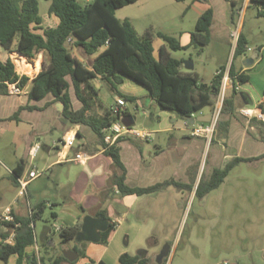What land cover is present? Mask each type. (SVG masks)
Here are the masks:
<instances>
[{"label": "crops", "instance_id": "crops-1", "mask_svg": "<svg viewBox=\"0 0 264 264\" xmlns=\"http://www.w3.org/2000/svg\"><path fill=\"white\" fill-rule=\"evenodd\" d=\"M201 1L207 2L208 0H192V4ZM237 2V0H212V5L209 8L213 9L214 14L210 26V40L215 35L219 38L224 35L227 43L230 44L233 25L237 24L241 31V26L235 20L234 5ZM244 2L247 4L251 0H244ZM49 15L57 18L53 14L49 13ZM56 21L57 25L59 19ZM176 31L184 32L178 27ZM168 34H174V32L168 31ZM247 48L250 50L248 42ZM260 50L262 53L260 61L247 57L236 66V71L249 74L251 69L263 63L264 52L262 49ZM234 51L235 47L232 49V55ZM12 53L8 52V55L4 59L0 58V60L6 61ZM75 54L83 59L78 53ZM33 65L35 68L40 67L42 60L40 62L36 60ZM184 68L195 70L194 65L191 68V63L186 60L184 61ZM36 71L38 73L39 69ZM20 74L23 75L21 72ZM34 76H31V79ZM249 76V81L239 83L237 90L228 89L227 97L233 101L234 113H226L221 117L223 120L229 121L228 132L218 131L212 142L191 136L188 124H186V121L189 122L188 117H182L180 123L177 122V119L171 118V110L161 108L150 96V90L147 87L144 86V90L139 93L124 90V83L121 85L122 89L118 88L123 94L137 97L131 103L134 104L136 111H141L143 116L141 127L136 126L138 117L130 110L128 106L130 101L125 99L126 109L124 112L127 114L122 115L121 121L132 128L146 132L144 137L126 134L119 137L116 142L120 159L125 167V182L131 187H149L163 184L159 189L143 194H123L120 192L113 183V176L115 173H121V170L115 165L112 156L99 143L98 135L89 125L64 122L62 110L57 106L58 102L47 105L53 100L51 95L41 101H29L27 96L29 84L21 88L20 93L9 91L5 94L0 92V142L2 148L8 150L7 156L0 153V184L6 183L4 186L0 185V202L1 204L4 202L0 206V218L4 219L3 217L7 214H11L13 217L15 215L19 217L29 216L32 209H36L42 203L45 205L44 209L46 206L53 207L55 204H60L61 210L59 212L52 211V216L56 221L58 219L64 221V224L60 225L63 228L83 224L84 217L88 214L98 217L96 216L98 212L106 211L112 222L116 224V229L107 244L97 242L98 244L89 246L87 251L94 258L91 264H98L99 262L120 264L119 258L121 254L126 252L125 249L121 248L120 242L124 239L127 242H133L139 229L144 227V223L136 217V215L141 214L142 204L145 203L149 206L143 213L148 212L147 214H149L151 212L152 214L159 203L158 199L164 196V210L179 211L181 208L185 209L188 201L197 196L196 187L200 179L202 177L208 179L215 169L225 168L227 162L234 157L254 158L251 161H243L244 163L263 161L264 125L258 122L260 119L257 117H255L257 122H252L253 117L248 118L239 113V109L244 106L264 111V72H261L259 80L256 82H253L254 78L251 75ZM72 93L74 106L79 108L81 103L76 99L73 89ZM118 96L120 95H117L114 100ZM28 104L34 105L36 108H28ZM154 104L159 105L161 112L153 113L152 106ZM213 105H211L210 112L200 111L192 116L211 114ZM110 107H106L100 97L90 115L102 118ZM165 111H169L171 122H166L164 119L163 113ZM56 131L61 133V137L49 139V132ZM72 136H75L74 145L72 147L66 146L65 139ZM45 140H48L49 144ZM36 143L40 144V148L33 157L31 149ZM78 151L89 154L86 162L81 163L73 160ZM260 156L263 157L259 158ZM1 157L9 163L7 164ZM21 164L24 167L21 172L22 178L28 179L31 170H36L39 173L36 178L29 181L24 192L21 190L20 183L14 178V169ZM231 170L219 187L200 197L206 201L212 193H217L218 197L214 199L218 203L217 208L221 211L232 210L228 218L229 225H234L241 220L246 224V221L250 220V216L246 213L248 209L242 205L248 201L261 202L264 199V189L235 187L231 182L233 179ZM229 183L231 185H228ZM187 194L190 195L188 199L185 198ZM48 196H51L52 199H49ZM236 209L240 211V214L235 215ZM235 216H238V219ZM2 230L6 231V227L3 226ZM34 233L36 243L28 248L31 253L34 250H39V236L44 247L47 246L51 228L45 226L38 236L35 223ZM5 241L13 244L15 242L14 232ZM166 248H168V253L160 259L158 258L161 263L172 251L171 245ZM256 250H248L242 252L243 254L234 253L235 259L232 263L264 264V247L258 249L260 254L254 256L253 252L256 253ZM141 253L152 258L149 252L143 249ZM12 257H15V262L18 264V256L12 255L10 259ZM10 259L8 262L0 259V264H9ZM255 259H259L260 263ZM23 264L29 263L25 260ZM79 264L90 263L85 257L83 260H79Z\"/></svg>", "mask_w": 264, "mask_h": 264}, {"label": "trees", "instance_id": "trees-1", "mask_svg": "<svg viewBox=\"0 0 264 264\" xmlns=\"http://www.w3.org/2000/svg\"><path fill=\"white\" fill-rule=\"evenodd\" d=\"M47 1H50L49 13L59 19L56 26H45L44 18L40 14L39 0H0V48L8 52L16 51L14 56L25 58H32L36 53L43 51L47 60L32 79L26 74L18 75L12 59L0 60V92L9 93L10 84L17 83L19 88L29 84V101H41L51 95L53 100L47 105L62 103L61 114L64 122L89 125L98 135L99 143L121 170V173H115L113 176V183L121 193L143 194L159 189L163 184L149 187H131L126 184L125 167L120 159L117 144L108 147L105 143V129L116 121L118 116H114L111 108L102 118L90 115L100 100V89L93 81L98 78L107 81L117 95L132 102L137 99L136 96L123 94L118 89L123 82L122 76H127L147 87L150 96L161 108L189 118L200 112L205 105L214 104L221 87V74L216 73L210 83L201 80L198 72L184 68L183 58L171 56L165 45L160 47V57L156 58L152 33L148 31L140 35L129 19L121 20L116 15L117 9L139 0H88L84 5L80 0ZM251 2L261 7L264 5V0ZM213 14V9L208 8L198 18L188 44H183L177 37L160 31L157 35L173 50L206 45L211 37ZM258 15L264 16V10H259ZM75 48L83 59L74 53ZM246 49L247 39L240 32L234 58L242 55ZM89 59L93 60L92 66L89 65ZM230 74L233 76L234 89L239 83L250 79L249 74L236 71L233 63L230 65ZM72 89L81 103L79 108L74 106ZM232 102L229 97L225 99L222 116L234 113ZM27 107L36 108L30 104ZM251 121L257 122V118L253 117ZM258 122L264 125L263 120ZM228 124V120L220 118L216 134L218 131L227 133ZM253 159L234 157L227 162L225 168L215 169L208 179L202 177L196 187V195L204 196L219 187L232 168L240 162ZM23 168L21 164L14 169L15 181L19 182ZM44 206V203L39 204L36 209H32L29 216L15 215L12 221L0 218V259L8 262L12 255H17L18 264H23L25 260L29 264H79L80 258L85 255L83 251H79V257L75 261L68 260L64 254L49 257L47 260L28 251V248L36 243L35 221L41 217ZM96 216L109 220L108 228L101 233L102 238L99 241L101 244H107L116 224L106 211L98 212ZM3 226L6 231L2 230ZM81 228L82 224H77L65 226L59 231L64 240H70L76 238ZM12 232L15 234L13 244L5 241ZM119 261L120 264H156L142 253L124 252Z\"/></svg>", "mask_w": 264, "mask_h": 264}, {"label": "rangeland", "instance_id": "rangeland-1", "mask_svg": "<svg viewBox=\"0 0 264 264\" xmlns=\"http://www.w3.org/2000/svg\"><path fill=\"white\" fill-rule=\"evenodd\" d=\"M237 1V4L234 5L235 20L241 26V31L247 38L250 50L247 48L242 55L236 58H234V54L232 55V49L234 48L232 41H230V44L227 43L224 35L221 38L215 35L206 45H193L184 50L171 49L167 42L157 35L159 31L166 34H168V31H173L174 34L170 35L177 37L181 43H190L191 32L195 30L198 18L212 5V0L194 4H192V0H139L117 9L116 15L121 20L127 18L131 20L140 35L148 31L152 33L156 58L160 57V47L165 45L171 56L183 58L193 63L200 79L210 83L215 76L216 70L223 67V65L229 67L233 63L236 68L247 57L260 61L262 56L260 49L264 52V16L258 15L260 9L264 10V5L261 7V5L254 2L246 4L244 0ZM80 2L84 5L87 0H80ZM49 6L50 1L39 0L40 14L45 19V26L47 27L56 25V19L58 20V18L55 19L49 15ZM177 27L181 30L183 29L184 32H177ZM238 28L237 24L233 25V30ZM73 51L78 53L76 48ZM13 53L9 58L14 63L16 62L18 71L20 70L21 73L28 75L30 78L37 73L36 69L40 71L44 64L47 63L43 51L36 53L32 58L26 56L27 59L24 57L27 59L26 62L29 63L23 62V65L20 64L21 59L18 61ZM7 55L8 52L0 48V58L4 59ZM228 56L229 59H227ZM36 60H42V65L38 68L33 65ZM261 72H264V62L250 70L249 75L254 78L253 82L259 80ZM122 79L123 82L118 88L122 89L121 85L124 83V90L136 93L144 90L143 85L129 77L122 76ZM93 83L101 91L100 97L103 104L106 107H110L111 103L115 102L114 99L117 93L103 79H95ZM141 99L143 98L141 97ZM128 106L132 113L138 117L135 125L141 127L143 120L141 111H136L134 104L131 102L128 103ZM211 107V104H207L201 111L210 112ZM160 110L159 105L154 104L152 106L153 113L161 112ZM169 114V111L163 113L166 122H171ZM171 114V118L177 119L178 123L182 121V116L178 113L171 111ZM216 136L217 134L214 137ZM48 137L49 139L52 137L58 139L61 137V133L58 131L49 132ZM45 141L49 144L48 140ZM0 153L5 156L8 155V150L2 148L1 142ZM2 159L7 164L9 163L6 159ZM259 161L256 163L242 162L234 167L231 170V177L233 178L231 182L233 185L240 188L264 189V159ZM5 184L3 182L0 185L4 186ZM228 185L231 184L229 183ZM216 194L215 192L212 193L206 201H203L200 196H194L188 201L186 208H181L179 211L164 210V196L158 199L159 203L156 210L154 208V213L152 211V214L151 212L149 214H147L148 212L143 213L149 206L145 203L142 204L141 214L136 215V217L144 223V227L139 229L133 242H127L126 239L121 241V248L131 254H139L143 249L149 252L152 257L151 260L156 264H223L224 262L233 264L234 253L243 254L242 252L257 249L258 253L253 252L254 256L260 254L258 249L264 247V199L261 202L248 201L242 205L248 209L245 210L250 216V220H247L246 224L241 220V222L239 221L234 225H229L228 218L232 210H219L217 208L218 203L214 200L218 197ZM189 196L187 194L185 198L188 199ZM48 198L52 199L51 196H48ZM3 203L1 204L0 202V206ZM60 207V204H55L53 207L46 206L41 217L35 221L38 236L45 226L51 228V235L47 240L46 247H44L39 236V250H34L35 255L49 260V257L63 255L66 249H74L77 252L83 251L85 253L80 260L87 257V261L90 264L93 263V255L87 251V248L98 243L77 238L64 240L60 231L56 229L58 225H63L64 221L60 219L56 221L52 216V211L59 212L61 210ZM234 213L237 215L238 213L240 214V211L236 209ZM235 218L238 219V216H235ZM168 245L172 246V251L161 263L158 258ZM15 260V257H12L9 264H16ZM255 261L260 263L259 259H255Z\"/></svg>", "mask_w": 264, "mask_h": 264}, {"label": "built area", "instance_id": "built-area-1", "mask_svg": "<svg viewBox=\"0 0 264 264\" xmlns=\"http://www.w3.org/2000/svg\"><path fill=\"white\" fill-rule=\"evenodd\" d=\"M240 32L241 31L239 28L231 31V40L234 47H236L237 45ZM14 64L16 65V71L18 75L21 76L20 72L17 69L16 62ZM216 73L221 74L222 76L221 87L218 95L215 98L210 120L207 122L198 121L195 124H190L188 121H186V124H188L189 127V134L191 136L203 138L208 142H212L214 136L217 133L218 122L221 118V113L223 106L225 104V99L227 98V91L229 88H233V76H231L230 74V65L229 67L219 68ZM237 87L238 85L235 87V90H237ZM9 91L11 93H20L21 88L18 87L17 83H11ZM110 108L114 116H118V119L105 129L106 132L105 143L107 144L108 147L115 144L119 137L126 134H132L135 136H143V137L146 136V132H144L143 130L132 128L121 121L123 112L126 109V100L124 97L118 96ZM239 113L248 118L257 117L258 119L264 121V111L260 109L255 110L253 108L244 106L239 109ZM74 143H75V136L65 139L66 146L72 147ZM38 148H40L39 143H36L32 147L31 155L33 157L35 156V153L38 150ZM88 158H89V154L87 152L78 151L75 153L73 160L84 163L87 161ZM38 174H39L38 171L31 170L29 172L28 179L22 177L18 179L22 192H24V190L26 189L29 181L31 179L36 178ZM31 214L32 211L30 212V215ZM3 218L4 220H10V221L14 220V217L11 214H7ZM56 229L61 230V226L58 225ZM223 264H229V263L224 262Z\"/></svg>", "mask_w": 264, "mask_h": 264}, {"label": "water", "instance_id": "water-1", "mask_svg": "<svg viewBox=\"0 0 264 264\" xmlns=\"http://www.w3.org/2000/svg\"><path fill=\"white\" fill-rule=\"evenodd\" d=\"M89 65H93V60H88ZM191 68H193V63H191ZM57 106L60 110H63V104L57 103ZM211 118V114L208 115H200V116H192L187 118L190 123L195 124L198 121L207 122ZM109 225V220L106 218L101 217H95L91 214H88L84 217L83 224L81 230L77 233L76 238L79 240H86L90 242H99L102 238V232L106 231ZM168 247V246H167ZM168 253V248H165V250L162 252V254L159 256V259ZM64 256L70 260L75 261L79 257V252L72 250V249H66L63 252Z\"/></svg>", "mask_w": 264, "mask_h": 264}, {"label": "bare ground", "instance_id": "bare-ground-1", "mask_svg": "<svg viewBox=\"0 0 264 264\" xmlns=\"http://www.w3.org/2000/svg\"><path fill=\"white\" fill-rule=\"evenodd\" d=\"M16 58H17V60L19 61V59H21V65H23V62H26L27 61V59H25L24 57H22V56H16ZM22 58H24V60H22ZM39 62H40V60H39ZM26 63H29V62H26ZM40 66V65H39ZM34 70V69H33Z\"/></svg>", "mask_w": 264, "mask_h": 264}]
</instances>
